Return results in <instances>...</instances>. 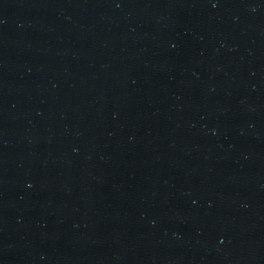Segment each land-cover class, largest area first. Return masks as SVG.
Listing matches in <instances>:
<instances>
[{
	"label": "water",
	"instance_id": "1",
	"mask_svg": "<svg viewBox=\"0 0 264 264\" xmlns=\"http://www.w3.org/2000/svg\"><path fill=\"white\" fill-rule=\"evenodd\" d=\"M0 264H264V0H0Z\"/></svg>",
	"mask_w": 264,
	"mask_h": 264
}]
</instances>
